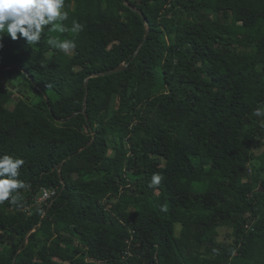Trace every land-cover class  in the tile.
I'll return each instance as SVG.
<instances>
[{
  "label": "trees",
  "instance_id": "obj_1",
  "mask_svg": "<svg viewBox=\"0 0 264 264\" xmlns=\"http://www.w3.org/2000/svg\"><path fill=\"white\" fill-rule=\"evenodd\" d=\"M69 6L79 34L0 41V156L26 184L0 264H264V0Z\"/></svg>",
  "mask_w": 264,
  "mask_h": 264
},
{
  "label": "clouds",
  "instance_id": "obj_2",
  "mask_svg": "<svg viewBox=\"0 0 264 264\" xmlns=\"http://www.w3.org/2000/svg\"><path fill=\"white\" fill-rule=\"evenodd\" d=\"M70 10V6L66 8V0H0V41L6 35L12 41L23 39L32 48L39 45L45 30L79 34L84 30V25L78 20L73 19L71 27L64 23L69 19ZM48 43L65 54L77 47L74 39L54 38L49 39ZM253 114L264 117V105ZM24 164L21 158L0 156V204L5 201L15 203L19 199V190L26 187L24 181L18 179ZM161 180L159 174H153L148 186L156 188ZM166 210V206H161V211Z\"/></svg>",
  "mask_w": 264,
  "mask_h": 264
},
{
  "label": "water",
  "instance_id": "obj_3",
  "mask_svg": "<svg viewBox=\"0 0 264 264\" xmlns=\"http://www.w3.org/2000/svg\"><path fill=\"white\" fill-rule=\"evenodd\" d=\"M139 13L143 17V19L146 21L145 16L141 12H139ZM148 35H149V30L147 29V32H146V35H145V39H144V42L142 43V45L145 43ZM126 67H127L126 65H121V66H119V67H117L115 69H111L109 71L93 74L91 76V78L101 77V76H109V75H114V74H117V73H121V72H123L126 69ZM87 90H88V81H86V92H87ZM85 109H86V105L84 106L83 113H85ZM14 264H15V261H14Z\"/></svg>",
  "mask_w": 264,
  "mask_h": 264
},
{
  "label": "built area",
  "instance_id": "obj_4",
  "mask_svg": "<svg viewBox=\"0 0 264 264\" xmlns=\"http://www.w3.org/2000/svg\"><path fill=\"white\" fill-rule=\"evenodd\" d=\"M58 194V189H53V188H45L42 191L41 196L38 199V203H47L50 200H52L56 195Z\"/></svg>",
  "mask_w": 264,
  "mask_h": 264
},
{
  "label": "rangeland",
  "instance_id": "obj_5",
  "mask_svg": "<svg viewBox=\"0 0 264 264\" xmlns=\"http://www.w3.org/2000/svg\"><path fill=\"white\" fill-rule=\"evenodd\" d=\"M8 87L10 89H12L13 85H17L16 87H20V80L19 78H15L13 79V81H11L10 83L7 84ZM12 92V91H11ZM230 234V231L229 230H226V229H221V237H220V240L221 241H225L227 239V235Z\"/></svg>",
  "mask_w": 264,
  "mask_h": 264
}]
</instances>
